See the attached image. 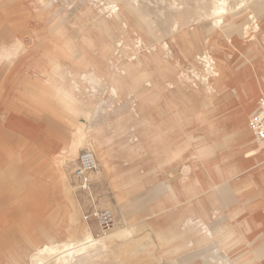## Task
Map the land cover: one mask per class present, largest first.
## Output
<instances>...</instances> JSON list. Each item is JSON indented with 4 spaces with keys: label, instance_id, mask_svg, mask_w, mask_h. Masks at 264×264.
Returning a JSON list of instances; mask_svg holds the SVG:
<instances>
[{
    "label": "rangeland",
    "instance_id": "374dc122",
    "mask_svg": "<svg viewBox=\"0 0 264 264\" xmlns=\"http://www.w3.org/2000/svg\"><path fill=\"white\" fill-rule=\"evenodd\" d=\"M46 1L54 6L43 5L41 0H0V42L4 43L3 47H8L7 50L0 49V53L14 50L9 45L15 44L19 38L22 39L21 52L28 53L30 49H26L28 46L25 43L39 38L42 42L38 48L40 55L50 59L48 64L54 65L53 70L60 74L55 86L69 85L75 91L74 98L78 97L82 103L69 105L63 96L61 99L45 98L46 112H55L52 116L58 127L56 134L59 137L56 139L60 141L48 147L54 151L51 154L53 159L46 155L44 161L38 162L30 148L24 162H8L5 177L0 176V216L3 215L0 230L10 231L1 262L14 264L9 260L12 255H20L27 260L26 256L32 254L35 247L49 242L51 237L63 240L69 236L70 203L63 199L59 184L55 183L57 189L54 195L46 196L38 210L27 211L28 220L20 222L12 217L10 210H5L10 208V195L2 182L16 181L12 184V187H16L29 182L32 184L37 174L52 168L61 173L60 158L73 135L81 129L85 131L86 143L80 146L70 167L64 165V172L81 205L82 219L94 229L98 238L111 232L116 225L128 228L130 232L116 238V245L108 250L98 249L96 257L82 258L73 264H201L211 255L214 256L216 249L218 253L221 252L215 243L206 249L205 245L197 244L202 229L199 225L203 221L213 225L214 233L220 238L224 236L226 226L229 230H237L236 240L240 241L236 248L230 249V243L222 249L231 256L233 264L240 258L244 264H264V225H260L261 221L264 223V204L256 189L249 182L235 186L231 176L221 179L214 187L218 180H211V172L206 171L201 163L198 164L202 161L200 158L192 164L191 161L196 159L195 150L192 149L195 147L187 144L190 142L187 134L193 138L190 142L193 145L200 146L212 140L211 135L216 132L204 130L205 125L198 126L196 121L216 106L221 115L235 110L231 117L237 122V136H251L246 134L247 122L264 94V0H226L229 11L220 25L214 23L212 17H205L206 13L203 20L196 15L201 10L209 12L214 0ZM132 5L134 14L131 21L118 20L110 14L113 9L121 12ZM249 12L256 16V24H253V18L249 19ZM234 23L236 27L230 28ZM245 26H249L248 31L244 30ZM55 29L59 33L57 38L54 35L51 37ZM51 39L55 44H48ZM137 42L142 44L138 45ZM163 44L168 50H163ZM105 54L115 59L113 62L118 67L115 69L118 73L116 77L106 69L112 60L107 63L102 58ZM206 56L219 69L228 66L232 74H240L249 67L252 81L262 86L260 93L251 100L252 111L242 122L238 117L240 104L233 103L238 99L233 90L235 87L237 91L238 82L229 83L217 77L221 81L215 87L217 78L211 77L216 79L213 80L215 88L212 92L205 90L209 82L203 80ZM219 56L222 58L218 59ZM48 64H45L46 68ZM93 68L99 69L101 84H93L79 77L84 69L90 71ZM121 69H125L124 74L119 73ZM186 75L191 80L186 79ZM97 79L100 80L95 76L93 81ZM109 84L117 85L116 95L108 90ZM164 96L172 98V111L162 106ZM81 108H86L92 115H85ZM156 109L165 113L159 118L160 121L170 117L173 122L162 129L164 139L157 143L161 147H157L158 154L155 155L151 136H143L144 140L140 141H134L133 137L148 135L153 131L154 124L148 125L145 121ZM173 115L178 117L175 121ZM229 130L225 127L222 133L228 134ZM224 138H216L215 154L210 156L218 157L220 148L216 147L226 146ZM95 142H101L109 149V160L113 166L111 174L105 171L103 163L92 150ZM168 142L170 146L165 148L163 145ZM254 143L262 152L258 164L247 165L242 170L238 167L237 173H259L264 166V146L256 140ZM84 150L95 153L100 167L89 175V190L81 188L75 174L79 155ZM175 151H181V156L172 155ZM246 154L243 153V156ZM223 167L226 168L225 165ZM15 172H20L23 177L10 178ZM58 174L61 183L62 175L60 177ZM103 176H106L105 180ZM95 209H110L115 226L103 230L97 219L86 220L85 214ZM220 217L224 218L222 224L217 220ZM162 226L169 231L164 237L157 232V228ZM6 237L0 238V245ZM77 238L82 239L83 235L78 234ZM189 242L195 245L185 248ZM180 245H183L181 251L174 253L173 257L166 256V252ZM137 246L140 247L138 251ZM117 250H123L120 251L123 255H132L129 251L134 250L138 256L122 258L117 255ZM56 258V255L49 257L46 264H55Z\"/></svg>",
    "mask_w": 264,
    "mask_h": 264
},
{
    "label": "crops",
    "instance_id": "0c3cea01",
    "mask_svg": "<svg viewBox=\"0 0 264 264\" xmlns=\"http://www.w3.org/2000/svg\"><path fill=\"white\" fill-rule=\"evenodd\" d=\"M133 10H134L133 5L129 6L125 10H122L121 11V13L123 15L122 18L128 19L129 21H131L132 20L131 18L134 14ZM231 27H236L235 23L232 24L230 26V28ZM54 31L52 32L51 37H53V35H54L55 38H57V36H59L58 30H56L55 32ZM139 38H141V37H139ZM33 39H35V38H33ZM32 41L30 43H25V46H28L30 49V51L26 54H25V52H21V49H20V47H21L20 43H22L21 38H19V40L15 44H11V45L8 44L14 50L5 51V52L0 53V106H1L0 107V152H1L2 148H4V151H5L4 154H0V176L2 178L5 177L4 174H5L7 166L9 167L8 162L9 163H11V162L12 163L24 162L25 156H28L30 153V148H31L32 152H34L33 155L36 157L37 161L39 162V161H44L46 158V155L48 157H50V156L52 157L54 151L53 150L50 151L49 150L50 148H48V147L59 144L60 141L58 139H56L59 137V135L56 134V133H58V131L56 130V128H58V127L55 126V119L52 116L55 112L54 111L53 112H46V104H45L46 99L45 98L52 97L54 99V97H56L57 99H61L63 96V98L65 100L67 99L66 101H67V103H69V105H70V102L73 101V99L75 101V102L73 101L75 105H77V104L79 105L80 103H82L81 100L78 99V97L74 98L75 91L72 90L69 85L59 84V85L55 86L57 79L60 80V74H57V72H55V70H53L54 65L51 66L50 64H48L49 62H51L50 59H44V56L40 55V53H39L40 49H38V48L41 46L42 42L37 43V42H32ZM235 41L237 42L238 39L235 38ZM137 43H138V45L142 44L141 42H137ZM241 43H242V40H241ZM48 44L53 45V44H55V42H53V39H51L48 42ZM118 44L120 46V43H118ZM3 45H4V43L0 42V49L7 50L8 47L7 46L3 47ZM163 46H164L163 50H168V47H166L165 44H163ZM28 47L26 48L27 50H28ZM163 50H162V52H164ZM33 51H34V53H33ZM7 52H8V54H7ZM4 54H7V55H4ZM102 58L107 63H108V61L112 60L111 64L106 66L107 67L106 69L109 73L112 74V76L116 77L118 75V73L115 71V69L118 67H117V64H115V62H113V60H115V59H113V57L110 54H108V56H106V54H105V56H103ZM217 58L220 59L222 57L219 56ZM85 62L86 61L84 60V63ZM106 62H105V64H106ZM46 63L48 64L47 65L49 67V68L47 67L48 69L45 66ZM50 67L52 68V70L50 69ZM86 69H88V68H86ZM86 69H84L83 72L79 74L80 75L79 77L81 79L88 80L89 82H92L93 84H97V83L101 84L102 83V77L99 74V69L93 68L90 71H88ZM248 69H249V67H246L243 71L240 72V74L230 76L229 80L227 82H229V83L238 82L239 84H241L240 78H243V79L246 78L245 79L246 82L254 83V81H252L251 76L249 75L250 73H249ZM124 71H125V69H121L119 73L124 74ZM94 72H95V75H94ZM95 76L100 78V80L97 79L98 82L93 81V77L95 78ZM235 77H238V78L235 79ZM185 78L188 80H191V78L188 77L187 75L185 76ZM51 88H53V89H51ZM196 89L199 90L197 87H196ZM260 89H261V87H258L257 91H260ZM108 90L112 94L116 95L118 92V87L115 84H109ZM233 90H234V92L237 93V91H235L236 90L235 87L233 88ZM207 92H211V91H207ZM237 98H239V97L237 96ZM244 98H246L249 102H252L251 100L254 99L253 97H251L250 93L247 94V97H244ZM163 99H164V102H163L162 106H164V107H166V109H169L170 111H172L173 110L172 98L170 99L169 97L164 96ZM58 103H59V100H58ZM154 103H156V100H154ZM217 107L218 106H216V108H213L211 110L209 109L208 113L205 117L200 116L199 119L196 121V124L198 126L201 124L205 125L206 129H204V130H206V131L214 130V132H216V133H212V135H211L212 140L209 138L211 140L210 142H207V143L205 142L203 144L201 143V146L203 147V149H201V151H199V150L197 151L194 149L195 150L194 155L196 154V159H193L191 162H192V164H195L197 161H199L198 158H200V156H202L200 158V161L201 160L202 161L199 162L198 164L201 163V165L203 164L204 158H207L208 160H210L212 162L220 161L223 165L226 166V168L228 170L227 177L231 176L230 179H234L233 181L235 182V186H240L244 182L251 183V185L256 189V192L261 197L262 204H264V166L261 168L259 173L252 172V174H248V173H246L247 171L237 173L238 167H240L242 170V169L246 168L247 165H250L253 163L258 164L257 162H259L260 155L262 153L261 149L259 147H256V144L254 143V141H255L254 137L252 136V132H251L249 127H246V129H247L246 134L250 133L251 136L246 135V136H243V138H239V136L237 137V132H236L235 128L232 129V130H234L233 131L234 133H231V130H229L228 134L222 133L223 132L222 131L223 124L226 125V123L231 122V120H232L231 113L234 112L235 110L232 111L231 113H225V114L221 115L220 112L217 110ZM229 107H230V105H229ZM57 112L59 113V110ZM81 112L84 113L85 115H92V112H90L86 108H81ZM150 115L151 116L148 117L149 120L147 119L145 121V123H147L148 125L154 124L153 131L151 133H148V135H140V137L138 135H135V137H133V140L134 141H137V140L140 141L139 139L144 140L143 136H146V137L151 136L152 140H154L152 142V145L154 148V154L156 155V153L158 154V148L161 147L160 146L161 144L157 145V143L162 142L161 139H164V135H163L164 130L162 131V129H164V127H166L168 124H170L173 121H170V119H169L170 117L168 119L163 118V121H160L159 118H161V116L165 115V113L164 112L160 113L158 109L152 111L150 113ZM172 117H173L174 121L178 118L177 115H173ZM205 120L207 121L206 123H204ZM212 122H213V124L210 125ZM143 124H144V121H143ZM207 125H209L211 127H209V126L207 127ZM59 128H60V126H59ZM84 132H82L81 129H79V131L73 135L71 142L68 145V147L65 149L64 153L69 152L70 150H72L73 152L76 150L77 153L79 152L80 146L84 145L86 143V140H85L86 137L84 136ZM222 137H225L224 140H226V141H225L224 145H226V146H224V147L222 146L223 148L222 147H216V148H220L218 157L216 155L211 156L210 158L205 157V153L207 154L208 152H211V151L213 152L212 154H215V152H214L215 142H216L215 139L216 138L220 139ZM95 138L96 137H94V140H95ZM187 139L190 140V142H192L191 139L193 140L192 137H190V138L188 137V134H187ZM190 142L187 143L188 146L195 147V145L191 144ZM104 145L105 144H103L101 142H98V143L95 142V145L92 147V149L96 150V148H97V150L95 151L97 157L99 158L100 161H102L101 163H103L104 167L106 166L105 171L108 174L109 173L111 174L113 171V166L111 165V162L109 160V156H110L109 155V149L105 148ZM250 145L254 146V149H256V152H251V150L248 148V146H250ZM158 146H160V147H158ZM163 146L165 148H167V147L169 148L170 144H169V142L167 144L164 143ZM245 149H246V151H245ZM167 151L168 150H165V152H167ZM223 151H225V152L223 153ZM180 152L181 151H175L172 153V155L180 157L181 156V155H179ZM237 152H238V154L236 155ZM245 152L248 154H246V156H243V153H245ZM230 153L231 154L234 153L235 155H233L231 157ZM255 154L257 157L255 156ZM208 155H210V154H208ZM238 155H240V156H238ZM165 157H166V160L167 159L169 160V157H167V156H165ZM52 159H53V157H52ZM172 159H173V156H172ZM257 166H255V167H257ZM109 168H110V170H109ZM223 168H225V167H223ZM58 171H59V174L61 177L62 172L60 173V170H56L55 168H52V170L50 169L47 172H42V173L37 174L34 177L32 184H30V182H29V184H26V185L18 183L20 185H16V187H12V184L16 183V181H12L11 183H9L7 181H5V182L3 181L2 182V183H4L3 186H5V188L7 189V190L5 189L6 191H8L7 194L10 195V197H9L10 208H7L5 210H10V214L12 215V217H14V219H18L20 222L21 221H23V222L27 221L28 215H29V214L28 215L26 214L27 211L38 210L37 208H39V205L44 204V200H45L46 196H48V195L52 196V194L54 195V193H55L54 191L57 189V187H55V186H57L59 184L60 186L59 185L58 186L60 187V189L62 191L65 189L63 184H62V181H61V183H58V182H60V181H58L59 179L57 177ZM59 174H58V176H59ZM21 177H23V176H21L20 172H18V173L15 172V174L13 176L10 175V178H13V179H15V178L18 179ZM103 179L105 180L106 176H103ZM44 181L48 182L49 184L46 185V183H45V185H44ZM203 181L204 180L202 179L201 182L204 183ZM50 189H52V190H50ZM22 197H23V199H25V202L23 201ZM63 199L67 200L70 203V209H73L76 202H78V200H76V198H75V193H74V196L72 197L71 195H67L66 190H64V192H63ZM263 207H264V205H262V209H263ZM33 213L35 215V212H33ZM68 219H69V215H68ZM2 220H3V215L0 216V222ZM260 225L263 227L264 223L261 221ZM199 226H202V223ZM166 227H167V225H166ZM116 228H117V226H116ZM118 228H121V227L118 226ZM121 229H126V228H121ZM128 231H129V229H128ZM167 231H168V228L165 229L163 226L157 228V232L162 237L166 236L165 233ZM9 232L10 231L6 230V229L0 230V238H2L3 236H7L4 239V242L1 240L2 243L0 245V263L3 260V258L1 257L3 250L6 249V247H7L8 242H6V239L8 238ZM201 233H202V231H200V236L201 237L203 236L202 238H204V234L203 233L201 234ZM223 235L224 236L221 238L218 237L219 238L218 242L221 243V240H223L224 241L223 244L225 246L231 243L230 249L237 246V244L240 241L239 239L236 240V236L238 235L237 230H234V231L229 230L228 226L224 227ZM200 238L197 239L196 242H199ZM55 240H56L55 238L51 237L49 242H53ZM43 246H44V244L41 246L35 247L32 254H34L37 249H39ZM182 249H183V245L177 246L173 250H169L168 252H166L167 253L166 256L171 255V257H173L174 253L176 254L179 251H181ZM236 250L237 249H235V251ZM120 251H123V250H117V255L122 257V258H124V257L135 258L138 256V255L134 254L136 252L134 250L129 251L130 253H132V255H129V254L123 255V254H120ZM124 252L126 253L128 251L124 250ZM32 254H29L28 256H26L27 260H25L24 258H21L20 255H12V257L9 260H11V262L14 264H26L29 261V259L31 258ZM240 260H241V258H240ZM240 260H238L235 264H244V263H241Z\"/></svg>",
    "mask_w": 264,
    "mask_h": 264
},
{
    "label": "bare ground",
    "instance_id": "6f19581e",
    "mask_svg": "<svg viewBox=\"0 0 264 264\" xmlns=\"http://www.w3.org/2000/svg\"><path fill=\"white\" fill-rule=\"evenodd\" d=\"M52 1H54V0H52ZM116 1H119V2L121 1L122 2L123 0H116ZM117 3H115V5ZM41 4L48 5V7H51V8L54 6L52 4V2L48 3L46 0H41ZM33 5L37 6L35 4H33ZM227 5L228 4H227L226 0H214L213 4H212V7L210 8L209 12L201 10L196 15L198 16V18L200 20L205 19V17H209V18L212 17L213 19H215L214 23H217V25H220L223 22V18L228 14L229 9H228ZM236 7H233V8H236ZM237 9L240 10L242 8L238 7ZM197 12H198V10H197ZM205 13H206V16L204 17ZM110 14L113 17H115V19L120 20L122 18V13L119 10H116V9L114 10L113 9V10L110 11ZM250 18H253V24H256V22H257V21H255L256 20V16L254 17L252 12H249V19ZM193 19L195 21V17ZM122 22L124 24V21H122ZM177 22L180 23V20L179 21L177 20ZM211 24H213V22ZM183 25H186V23H183ZM177 26L178 25L175 26L176 29H177ZM181 27H183V26H181ZM256 28H258V25L256 26ZM244 30L248 31L249 30V26H245ZM21 41H22V39H21ZM32 42L40 43L41 40L39 38L38 39L36 38V39H33ZM33 53H34V51H33ZM7 54H8V52H7ZM7 54H4V55H7ZM205 60L206 61L204 62V67H205V73L206 74L205 75L203 74L204 75L203 76V80L204 81H208L209 80V82L206 83L207 86H205L207 91H211L212 92L213 88L217 87L218 82L221 81V78H223L227 82L231 75H236L235 73H233V74L230 73V70H229L228 66H223V69L222 68L219 69V68L215 67L216 65H213V63L211 62V58H209L208 56L205 57ZM211 63H212V65H211ZM219 66H222V64H219ZM94 75H95V72H94ZM196 76H197V74H196ZM211 77H216V78L217 77H221V78L220 79L217 78V80H216V79L211 78ZM237 78L238 77H235V79H237ZM240 79H241L242 83L238 86V89H237V96L239 98L237 99V101H233V103L238 104V105L240 104V107L238 106L239 107L238 108V117L241 118V122H242L246 117H248L250 111H252V109H251V105H252L251 103L252 102H249L244 97H247V94L250 93L251 97L256 98L257 94L260 93V91H257L258 87H261V89H262V86L257 85L255 83H250L249 84V83H247L245 81L246 78H244V79L240 78ZM213 80H216V82H217V83H215L216 84L215 87L213 86V85H215ZM96 82H98V81H96ZM51 89H53V88H51ZM73 101H74V99H73ZM73 101H71L70 103L74 104L75 101L74 102ZM206 122L207 121L205 120L204 123H206ZM212 124H213V122L210 125H212ZM247 124H248L247 126L249 127V122H247ZM225 127L230 129V130H232L234 128L237 129V122L235 121V119H233L230 123L228 122V123H226V125L223 124V128H225ZM239 131H240V129H239ZM244 135L245 134H240L239 138H243ZM252 136L254 137L253 133H252ZM254 139H255V137H254ZM248 148L251 150V152H256V149H254V146L250 145V146H248ZM192 149H195L197 151L198 150L201 151V149H203V147L201 145L200 146L195 145V148H192ZM92 150H94V149H92ZM96 150H97V148H96ZM96 150H94V151H96ZM224 152L225 151H223V153ZM4 153H5L4 148H2L0 154H4ZM212 153H213L212 151L208 152L207 154L205 153V157L210 158L211 156L208 155V154H212ZM77 155H78V153H77L76 150L74 152L72 150H70L69 152L64 153L62 155V157L60 158V161H59V162H61L60 166L62 167V170H61V172H62L61 181H62V184H63V186L65 188L64 190H66L67 195H71L72 197L74 196L75 191H74V188L71 186L69 180L66 179L67 176H66V174L64 172V169H65L64 165H66L68 167V165L74 159H76ZM255 156H256V154H255ZM201 157L202 156H200V158ZM57 164H59V163H57ZM202 165H203V168H206V171L208 170L209 172H211V175H210L211 177L210 176L209 177L211 178V180H213V182H214V179L218 180V182L214 184V187H216L217 184H219L221 182V179L226 178L227 175H228L227 168H223V165H222V163L220 161L212 162V161L208 160L207 158H204V161H203ZM69 167H70V165H69ZM109 170H110V168H109ZM58 183H60V182H58ZM55 187H57V186H55ZM211 187H213V186H211ZM211 187H209L207 189H210ZM50 190H52V189H50ZM64 190H63V192H64ZM22 199H23V197H22ZM23 201L25 202V199H23ZM216 212H217V210H216ZM204 216H205V218L207 217V215H204ZM217 220L219 221V223H221V221L224 220V218L220 217ZM69 222H70V228H69V233H68L69 236H67L63 240H55L53 242H48L46 244L44 243L43 247L37 249L36 252L31 255V258L29 259V261L26 264H46L47 261L49 260L48 258L52 257V256L54 257L55 255L57 256L55 264H73V263L77 262L78 260H81L82 258H84L85 260L89 259V258H94V257H96V253H97L98 249H102V251L103 250H108L110 247L116 245V243H115L116 238L124 237V236L128 235L129 232H130V231H128L127 228L126 229H121V228H118V227L116 228V226H117L116 225L115 228L111 232L105 233L103 236L98 238L94 234V231H93L94 229H92L86 222L83 221V219H82V208H81V206H80V204L78 202H76V204L74 205L73 209H70V211H69ZM201 227H202L201 231L204 234V238H202L203 236L202 237L200 236L202 239L200 238V240H199V242H197V244H199L200 246L201 245H205V249H206L207 247H210V245L213 246V244L215 243V244H217L216 245L217 247L221 248V252L218 253V250L216 249V254H214V256L211 255L210 259H205V261L202 262L201 264H233L230 255H228L225 250L224 251L222 250L224 248V246H225L223 244L224 241L221 240V243L218 242L219 238H218L217 234L214 233V231H213L214 230L213 229L214 228L213 225L209 224V222H207V221H203ZM78 234H82L83 238L82 239L77 238ZM194 245H195V243L189 242L186 245L185 248H188V246L191 248ZM136 248H137L136 250H139L140 247L137 246ZM133 249L135 250V247H133ZM212 249L214 250V247ZM1 264H7V263L1 262ZM140 264H144V263H140Z\"/></svg>",
    "mask_w": 264,
    "mask_h": 264
},
{
    "label": "built area",
    "instance_id": "2783aa9c",
    "mask_svg": "<svg viewBox=\"0 0 264 264\" xmlns=\"http://www.w3.org/2000/svg\"><path fill=\"white\" fill-rule=\"evenodd\" d=\"M249 127L257 142L264 146V94L260 97L257 109L249 119ZM98 160L92 150H84L79 155V164L75 170L76 176L80 180V186L84 190H89L91 179L89 175L93 171L99 170ZM97 219L103 230H110L115 226V218L110 209H95L93 212L85 214V219Z\"/></svg>",
    "mask_w": 264,
    "mask_h": 264
}]
</instances>
